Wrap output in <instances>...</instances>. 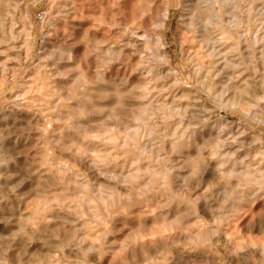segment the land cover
Segmentation results:
<instances>
[{"label": "rangeland", "instance_id": "374dc122", "mask_svg": "<svg viewBox=\"0 0 264 264\" xmlns=\"http://www.w3.org/2000/svg\"><path fill=\"white\" fill-rule=\"evenodd\" d=\"M20 88L50 117L0 127V264H264V0H0L1 113Z\"/></svg>", "mask_w": 264, "mask_h": 264}, {"label": "bare ground", "instance_id": "6f19581e", "mask_svg": "<svg viewBox=\"0 0 264 264\" xmlns=\"http://www.w3.org/2000/svg\"><path fill=\"white\" fill-rule=\"evenodd\" d=\"M252 2V1H251ZM240 5V4H239ZM196 7V6H195ZM194 7V8H195ZM197 8V7H196ZM198 9V8H197ZM196 12V11H195ZM228 13H229V11H228ZM250 13V12H249ZM234 14H236V13H234ZM239 15V14H238ZM208 19V18H207ZM211 20V19H210ZM231 20V19H230ZM256 20V19H255ZM191 24V23H190ZM11 36H12V38L14 39V34L12 33L11 34ZM2 39V38H1ZM211 39V38H210ZM205 41H206V39H205ZM207 41H208V39H207ZM206 41V42H207ZM212 41V40H211ZM222 52V51H221ZM198 53V52H197ZM200 55V54H199ZM11 56V55H10ZM194 56V55H193ZM34 68V67H33ZM6 71V70H5ZM65 71V70H64ZM31 76V75H30ZM47 78V77H46ZM50 79V78H49ZM29 80H31L30 78H29ZM28 80V81H29ZM48 80V79H47ZM88 81V80H87ZM28 83H30V81L28 82ZM32 83V82H31ZM27 85V84H26ZM140 85V84H139ZM211 85V84H210ZM29 88V90H30V88H32V85L30 86H28ZM4 88V86L1 88V89H3ZM1 89H0V91H1ZM13 89V88H12ZM247 90H248V88H246ZM245 89V91H247ZM19 90H21V91H19ZM19 90H17L18 91V93L17 94H14V95H11V96H9V97H11L12 99H13V102H14V105L15 106H19V107H15L14 105H12V106H14V109H10V111H5V113L3 114V113H1L0 112V127H4V126H8L9 124H10V121H11V118H14V120L17 118V117H21V118H24V119H28V120H31V121H35V123H38V124H40L39 122H40V120H42L44 117H50V114L49 113H47L43 108H39V107H36V109L37 110H30V107H32L33 105H32V96H31V98H30V95H28L29 93H28V91H25L24 89H22V88H20ZM27 90V89H26ZM243 91H244V89H243ZM243 91H241L242 93H243ZM1 92H3L4 93V91H1ZM1 92H0V94H1ZM14 92V91H13ZM76 92V91H75ZM89 92V91H88ZM87 92V93H88ZM73 93V92H72ZM93 93V92H92ZM245 94V93H244ZM248 94V93H247ZM3 95V94H2ZM56 95V94H55ZM238 95H239V93H238ZM238 95H236L235 96V98L237 99L238 97ZM240 96H242V95H240ZM260 96V95H259ZM52 97V96H51ZM254 97V96H253ZM39 98V97H38ZM42 98V97H41ZM54 98V97H53ZM255 98H257L258 99V97H255ZM33 99H35L34 97H33ZM37 99V98H36ZM47 99V98H46ZM48 100V99H47ZM42 101V100H41ZM83 101V100H82ZM81 101V102H82ZM12 102V103H13ZM80 103V102H79ZM61 104V103H60ZM78 104V103H77ZM32 105V106H31ZM35 105H37V104H35ZM35 105H34V107H32V108H35ZM43 106V105H42ZM44 107V106H43ZM46 107V106H45ZM50 107V106H49ZM65 107V106H64ZM31 108V109H32ZM79 108H81V107H79ZM78 108V109H79ZM57 110V109H56ZM55 111V110H54ZM78 111H80V109L78 110ZM83 111H84V109H83ZM49 112V111H48ZM51 112H53V110L51 111ZM81 113H82V111H80ZM74 113V112H73ZM79 113V112H78ZM77 114V112L75 113V115ZM54 115V114H53ZM78 115V114H77ZM51 116H52V114H51ZM9 117H11V118H9ZM71 117V116H70ZM76 117V116H75ZM55 118H56V116H55ZM77 118V117H76ZM79 118V117H78ZM51 119V118H50ZM50 119H48V120H50ZM53 119V118H52ZM56 119H58V118H56ZM69 119V118H68ZM13 120V119H12ZM45 120V119H44ZM54 120V119H53ZM61 120V119H60ZM91 120V119H90ZM56 120H54L53 122H55ZM73 121V120H72ZM78 121V120H77ZM5 122V123H4ZM45 122V121H44ZM49 122V121H48ZM57 122H58V120H57ZM62 122V121H61ZM91 122V121H90ZM12 123V122H11ZM54 124V123H53ZM75 124V123H74ZM200 124V123H199ZM44 124H42V126H43ZM47 125H49V124H47ZM76 125V124H75ZM78 125V124H77ZM194 125V124H193ZM197 125V124H196ZM50 126H51V124H50ZM49 126V127H50ZM54 126V125H53ZM56 126V125H55ZM62 126V125H61ZM61 126H59V127H61ZM52 127V126H51ZM58 127V128H59ZM73 127V126H72ZM77 127V126H76ZM54 128V127H53ZM62 129H63V126L61 127ZM42 129H44V128H42ZM48 129V128H47ZM60 129V128H59ZM41 130V129H40ZM51 130H53V129H51ZM50 128H49V131L47 132L46 130V133H48V134H51L52 135V133H49L50 131ZM2 130L0 129V132H1ZM63 131V130H62ZM62 131H60V132H62ZM6 132V131H5ZM41 132V131H40ZM57 132V131H56ZM199 132V131H198ZM89 133V132H88ZM3 134V133H2ZM11 134V133H10ZM29 134V133H28ZM22 135H23V133H22ZM22 135H21V137H22ZM43 136V135H42ZM53 136V135H52ZM56 137V136H55ZM90 137H91V135H90ZM41 138H43V137H41ZM46 138V137H45ZM95 138V137H94ZM103 138V137H102ZM105 138V137H104ZM182 138V137H181ZM189 138V137H188ZM44 139V138H43ZM56 139V138H55ZM55 139H53V140H55ZM61 139H63V138H61ZM100 139V138H99ZM24 140V139H23ZM30 140V136H27L26 137V142L27 141H29ZM42 140V139H41ZM45 140V139H44ZM48 140H49V138H48ZM64 140H66V139H64ZM97 140V139H96ZM108 140V139H107ZM25 141V140H24ZM50 141V140H49ZM58 141V140H57ZM63 141V140H62ZM88 141V140H87ZM93 141V140H92ZM100 141V140H99ZM105 141V140H104ZM109 141V140H108ZM107 141V142H108ZM26 142H25V144H26ZM47 141H45L44 143V145L46 146V144H48V143H46ZM53 142V141H52ZM52 142H50V143H52ZM59 142V141H58ZM107 142H105V144L107 143ZM49 143V144H50ZM65 143H66V141H65ZM73 143V142H72ZM59 144V143H58ZM68 143H66V145H67ZM74 144V143H73ZM72 144V145H73ZM60 145V144H59ZM59 145H57V146H59ZM66 145H64V146H66ZM71 145V146H72ZM109 145V143L107 144V146ZM54 146H55V142H54ZM62 146V145H61ZM63 146V147H64ZM70 146V147H71ZM75 147H76V145H74ZM46 147H48V146H46ZM56 147V146H55ZM81 147H83V145L81 146ZM73 148V147H72ZM83 148H85V147H83ZM82 148V149H83ZM88 147H86V149H87ZM63 149V148H62ZM64 149H65V147H64ZM67 149V148H66ZM110 149V148H109ZM109 149H108V151H109ZM204 149V148H203ZM56 150V149H55ZM74 150V149H73ZM90 150V149H89ZM15 151V153H16V151H18V149H17V147L15 146V147H12V150L10 151V153L9 154H7V155H5V157H1L0 158V179L2 178V176H4V175H7V173L8 172H10V170L8 169V160L10 159V160H12L14 157H13V152ZM43 151V150H42ZM57 151V150H56ZM59 151V150H58ZM68 151V150H67ZM47 153H48V151H46ZM45 152V153H46ZM71 152H73V151H71ZM85 152V151H84ZM83 152V153H84ZM38 153H39V151H38ZM55 153H57V152H55ZM206 153V152H205ZM0 154H5V153H2V151H0ZM39 154H41V153H39ZM38 154V155H39ZM50 154V153H49ZM63 154H64V152H63ZM77 153L76 152H73V153H70L69 154V157L72 159V160H75V157L78 155H76ZM80 154V153H79ZM47 155V154H46ZM53 155H54V153H53ZM61 155V154H60ZM82 155H84V154H82ZM40 156V155H39ZM43 156V155H42ZM63 156V155H62ZM38 157V156H37ZM37 157H35V158H37ZM41 157V156H40ZM49 157V156H48ZM64 157V156H63ZM81 157V156H80ZM210 157V156H209ZM43 158V157H42ZM56 158H57V156H56ZM62 158V157H61ZM85 158V157H84ZM106 158H107V156H106ZM106 158H104V159H106ZM40 159V158H39ZM48 159V158H47ZM65 159V158H64ZM63 159V160H64ZM83 159V158H82ZM99 159V158H98ZM103 159V157H101V161L102 160H104ZM44 161H45V159H43ZM52 160H53V158H52ZM58 160V159H57ZM62 160V159H61ZM81 160V159H80ZM203 160V159H202ZM71 161V160H70ZM69 161V162H70ZM89 161V160H88ZM94 161V160H93ZM108 161V160H107ZM46 162V161H45ZM58 162V161H57ZM65 162H67V161H65ZM97 162V161H96ZM211 162V161H210ZM209 161H206V160H203V162H202V165H201V163H200V165L202 166V168H206V169H204L205 171L207 170V167L209 166V168H210V165H211V163H210ZM40 163H41V161H40ZM50 163V162H49ZM60 163V162H59ZM63 163V162H62ZM73 163V162H72ZM71 163V164H72ZM81 163V162H80ZM91 163H92V160H91ZM11 164V163H10ZM45 164V163H44ZM70 164V165H71ZM86 164V163H85ZM105 164V163H104ZM54 165H56V164H54ZM59 165V164H58ZM76 165H77V163H76ZM80 165V164H79ZM81 165H83V163H81ZM88 165V164H87ZM6 166V167H5ZM51 166V165H50ZM60 166V165H59ZM73 166V165H72ZM72 166L70 167V169L72 168ZM92 166V165H91ZM91 166H89L90 168H91ZM94 166V165H93ZM92 166V167H93ZM200 166V167H201ZM212 166V165H211ZM57 167V166H56ZM63 167V166H62ZM66 168L68 167V166H65ZM74 167V166H73ZM82 167V166H81ZM84 167V166H83ZM65 168V169H66ZM77 168V167H76ZM201 168V169H202ZM16 169V167L14 166V170ZM51 169V168H50ZM60 169L62 170V168L60 167ZM64 169V168H63ZM64 169V170H65ZM4 170H5V172H4ZM17 170V169H16ZM49 170V169H48ZM54 170H56V169H54ZM203 170V169H202ZM13 171V170H12ZM71 171V170H70ZM79 171V170H78ZM205 171L203 172V173H205ZM31 172V171H30ZM38 172V171H37ZM45 172H47V171H45ZM50 172V171H49ZM55 172V171H54ZM54 172H52V173H54ZM61 172H63V171H61ZM72 172H73V169H72ZM77 172V171H76ZM80 172V171H79ZM83 172H84V170H83ZM224 172V171H223ZM33 174V173H32ZM31 174V175H32ZM44 175H45V173H43ZM64 174V173H63ZM73 174H74V172H73ZM76 174H78V172L76 173ZM90 174V173H89ZM35 175V174H34ZM62 175V174H61ZM79 175V174H78ZM77 175V176H78ZM81 175H82V173H81ZM92 175V174H91ZM108 175V174H107ZM119 175V174H118ZM39 176V175H38ZM47 176H48V178L50 179V175H49V173L47 172ZM54 176H55V174H54ZM57 176V175H56ZM55 176V177H56ZM63 176H65V174L63 175ZM68 176V175H67ZM75 176V175H74ZM83 176H84V174H83ZM82 176V177H83ZM58 177V176H57ZM69 177V176H68ZM71 177V176H70ZM89 177V176H88ZM98 178H99V176H97ZM5 178V177H4ZM61 178V177H60ZM63 178V177H62ZM76 178V177H75ZM74 178V179H75ZM84 178V177H83ZM85 178H86V176H85ZM104 178V177H103ZM108 178V177H107ZM26 179V178H25ZM38 179V178H37ZM36 179V180H37ZM59 179V178H58ZM65 179L67 180V178H66V176H65ZM71 181H70V183L72 182V178L70 179ZM90 180H92V179H90ZM99 180V179H98ZM51 181H53L52 179H51ZM64 181V180H63ZM82 181V180H81ZM87 181V180H86ZM89 181V180H88ZM75 182V181H74ZM89 182H91V181H89ZM104 182H106L105 181V179H104ZM38 183V182H37ZM73 183V182H72ZM77 183V182H76ZM80 183V182H79ZM78 183V184H79ZM39 184V183H38ZM83 184V183H82ZM90 184V183H89ZM5 185H7V179H6V182H5ZM64 185H65V181H64ZM68 185H69V182H68ZM71 185H73V184H71ZM104 185V184H103ZM70 186V185H69ZM36 187V186H35ZM60 187V186H59ZM61 187H62V185H61ZM60 187V188H61ZM68 187V186H67ZM72 187V186H71ZM30 188V187H29ZM44 188V187H43ZM45 188H46V186H45ZM65 188V187H64ZM69 188V187H68ZM100 188H102V187H100ZM104 188V187H103ZM4 189V188H3ZM37 189V188H36ZM39 189V188H38ZM47 189V188H46ZM49 189V188H48ZM70 189V188H69ZM68 190V189H67ZM75 190V189H74ZM78 190V189H77ZM30 191V190H29ZM51 191V190H50ZM60 191H62V190H60ZM60 191H57V193H59ZM64 191H65V189H64ZM71 192H72V189L70 190ZM32 192V191H31ZM43 192V191H42ZM68 192V191H67ZM75 192H76V190H75ZM226 192H227V189H226ZM53 193V192H52ZM91 193V192H90ZM228 193V192H227ZM35 194V193H34ZM41 194V193H40ZM40 194H38V196L40 195ZM43 194V193H42ZM47 194V193H46ZM60 194L62 195V193L60 192ZM60 194H58V195H60ZM64 194H68V193H64ZM71 194V193H70ZM73 194V193H72ZM79 194V193H78ZM10 195V194H9ZM37 195V194H36ZM49 195V194H48ZM47 195V196H48ZM53 195H54V193H53ZM56 195V194H55ZM58 195H56L57 196V198H55V199H57L59 202H58V204L59 205H61L60 207H61V210H62V208H65V209H68L69 208V206H68V204L64 201H61V200H59L58 199ZM73 195H76V194H73ZM86 195V194H85ZM85 195H84V197H85ZM89 195V194H88ZM87 195V196H88ZM91 196H92V194H90ZM63 196V195H62ZM65 196V195H64ZM69 196V195H68ZM81 196V195H80ZM42 197V196H41ZM43 197H46V195L44 194L43 195ZM70 197V196H69ZM69 197H66V198H69ZM93 197V196H92ZM0 198H3V192L2 191H0ZM36 198V197H35ZM47 198V197H46ZM60 198V197H59ZM62 198V197H61ZM86 198H88V197H86ZM85 198V199H86ZM37 199V198H36ZM83 199V198H82ZM85 199H84V202H85ZM93 199V198H92ZM49 200H50V198H49ZM62 200H64L63 198H62ZM89 200V199H88ZM91 200V199H90ZM92 201V200H91ZM41 202V201H40ZM39 202V203H40ZM52 202V201H51ZM68 202V201H67ZM44 203L46 204V202L44 201ZM49 203V202H48ZM71 203V202H70ZM76 203L77 202H75V203H73L74 205L73 206H75L76 205ZM79 203V202H78ZM85 203H89V201L88 202H85ZM10 204H12V203H10ZM20 204V203H19ZM37 204V203H36ZM36 204H35V206H36ZM43 204V203H42ZM72 204V203H71ZM70 204V205H71ZM80 204H82L81 202H80ZM39 205H41V203L39 204ZM48 205V204H47ZM34 206V207H35ZM45 206V205H44ZM49 206V205H48ZM56 205H54V207H55ZM78 206H80V205H78ZM38 207V206H37ZM51 208H53V207H50V209ZM78 208V207H77ZM76 208V209H77ZM81 208H83L82 207V205H81V207H80V209ZM89 208V207H88ZM65 209H63V210H65ZM75 209V208H74ZM79 209V210H80ZM90 209V208H89ZM12 211L13 210V208L12 207H9V203L8 202H6V201H4V202H2V203H0V219H5L6 218V211ZM36 211H37V209H35ZM42 210V209H41ZM52 210H54V209H52ZM61 210H55L56 212V215H58L59 217L60 216H63L62 218L63 219H66V218H68V217H70L67 213H63V210L61 211ZM77 211V213L78 212H80L81 210H83V209H81L80 211ZM203 210V209H202ZM38 211H39V209H38ZM43 211V210H42ZM42 211H39V212H35V213H31V214H25V213H23V212H18V213H13V215H18L17 216V218H16V221H18V223H20L21 224V228H25V226H24V224H22V221L24 220V219H26V220H31L30 218H32V219H38V220H42L43 221V217H42V215H41V213L40 212H42ZM51 211V210H50ZM66 211V210H65ZM64 211V212H65ZM68 211H70L71 212V209L70 210H68ZM68 211H66V212H68ZM73 212V211H72ZM82 212V211H81ZM52 214H53V211H52ZM80 214V213H79ZM83 214V213H82ZM84 214H85V212H84ZM262 214V213H261ZM55 215V214H54ZM78 215V214H77ZM9 216V215H8ZM49 216H50V214H49ZM82 216V215H81ZM84 216V215H83ZM46 217V216H45ZM53 217V216H52ZM65 217V218H64ZM73 217V216H72ZM50 218V217H49ZM48 218V219H49ZM54 218V217H53ZM71 218V217H70ZM48 219H46V220H48ZM61 219V218H60ZM63 219H61V220H63ZM72 219V218H71ZM50 220V219H49ZM68 220H70L69 218H68ZM28 223H29V221H27ZM71 222V221H70ZM74 222V221H73ZM73 222H71L72 224H73ZM76 222V221H75ZM80 222V221H79ZM67 223V222H66ZM27 224V223H26ZM40 224V223H39ZM43 224H44V222H43ZM82 225H83V223H82ZM18 226V225H17ZM76 226H78V225H76ZM85 226L87 227L88 225H87V223L85 224ZM91 226V225H90ZM82 227V226H81ZM80 227V228H81ZM27 228V227H26ZM31 228H33V227H31ZM30 228V229H31ZM101 228V227H100ZM122 228V227H121ZM6 229V228H5ZM35 229V228H34ZM83 229H85V228H83ZM115 229V228H114ZM8 230V232H9V229H7ZM21 230V229H20ZM26 230V229H25ZM55 230V229H54ZM22 232H23V230H21ZM20 231V232H21ZM11 232V231H10ZM63 232V231H62ZM75 232V231H74ZM84 232V231H83ZM89 232H91V231H89ZM3 233L5 234V233H7V231L5 230V231H3ZM2 234V233H1ZM3 234V235H4ZM22 234H24V232L23 233H21V235ZM29 234L31 235V236H38V234H40L39 233V231H36V230H29ZM64 234V233H63ZM62 234V235H63ZM66 234V233H65ZM91 234V233H90ZM93 234V233H92ZM18 234H16V233H14V232H12V236H17ZM97 235V234H96ZM40 236V235H39ZM38 236V237H39ZM89 236V235H88ZM14 237V238H15ZM24 237V236H23ZM27 237V236H26ZM42 237V236H41ZM13 238V240H15ZM19 238V237H18ZM20 238H21V236H20ZM60 238H61V236H60ZM4 239V240H3ZM64 239V238H63ZM2 240L3 241H5L6 240V237H4V236H0V241H1V243H2ZM17 240V239H16ZM60 240V239H59ZM61 240H62V238H61ZM60 240V241H61ZM76 240V239H75ZM79 240V239H78ZM77 240V241H78ZM22 241H23V239H22ZM64 241V240H63ZM65 241H66V238H65ZM64 241V242H65ZM76 241V242H77ZM80 241V240H79ZM8 242V241H7ZM17 242V241H16ZM57 242V241H56ZM11 243V242H10ZM18 243V242H17ZM26 243H29L28 241L26 242ZM25 243V244H26ZM66 243V242H65ZM79 243V242H78ZM145 243V242H144ZM156 243V242H155ZM8 244V243H7ZM63 244V243H62ZM81 244V243H80ZM147 244V243H146ZM255 244V243H254ZM1 245V244H0ZM56 245V244H55ZM83 245V244H82ZM94 245H96V244H94ZM5 246L6 245H4L3 243H2V246H1V249L2 250H4V248H5ZM52 246V245H51ZM90 246H92V245H90ZM10 247H11V244H10ZM65 247V246H64ZM67 247V246H66ZM79 247V246H78ZM88 248H89V250L91 249L89 246H87ZM93 247H95V246H93ZM97 247V246H96ZM99 247V246H98ZM264 247V246H263ZM82 248L84 249V245L82 246ZM88 248H85V250L86 249H88ZM25 249H26V247H25ZM63 249V248H62ZM64 249H66V248H64ZM78 249V248H77ZM83 249H81V251L80 252H82V250ZM107 249V248H106ZM239 249V248H238ZM88 250V251H89ZM95 250H97V249H95ZM7 251V250H6ZM78 251V250H77ZM91 251H94L93 249H91ZM91 251H89V252H91ZM1 252V251H0ZM5 252V251H4ZM3 252V253H4ZM9 252V251H8ZM23 252H28V251H23ZM83 252H84V250H83ZM261 252V251H260ZM2 253V254H3ZM86 253H87V250H86ZM11 254H13V253H11ZM11 254L9 255V256H11ZM117 254V253H116ZM8 255V254H7ZM17 256V255H16ZM88 256V255H87ZM86 256V257H87ZM3 257H4V255H3ZM6 257H8V256H6ZM12 257V256H11ZM19 257V256H18ZM22 258H25V257H22ZM21 258V259H22ZM6 259V258H5ZM30 259V258H29ZM103 259V258H102ZM2 260V259H1ZM27 260H28V258H27ZM22 261L24 262L25 260H23L22 259ZM89 261V260H88ZM8 262H10V261H8ZM4 263H7V262H4ZM24 263H26V261L24 262ZM23 263V264H24ZM30 262H28L27 264H29ZM108 263V262H107ZM20 264V263H19ZM77 264V263H76ZM121 264V263H120Z\"/></svg>", "mask_w": 264, "mask_h": 264}]
</instances>
